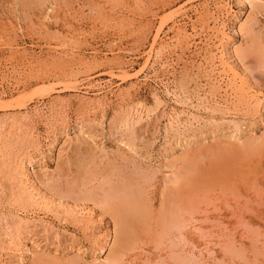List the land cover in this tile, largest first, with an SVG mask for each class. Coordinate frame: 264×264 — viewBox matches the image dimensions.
I'll return each instance as SVG.
<instances>
[{
	"label": "rangeland",
	"instance_id": "1",
	"mask_svg": "<svg viewBox=\"0 0 264 264\" xmlns=\"http://www.w3.org/2000/svg\"><path fill=\"white\" fill-rule=\"evenodd\" d=\"M263 49L264 0H0V264H264Z\"/></svg>",
	"mask_w": 264,
	"mask_h": 264
},
{
	"label": "bare ground",
	"instance_id": "2",
	"mask_svg": "<svg viewBox=\"0 0 264 264\" xmlns=\"http://www.w3.org/2000/svg\"><path fill=\"white\" fill-rule=\"evenodd\" d=\"M251 9V8H250ZM246 29V28H245ZM238 30L240 31V29L238 28ZM239 33V32H238ZM241 33V32H240ZM228 39V38H226ZM221 41V40H220ZM224 41V40H223ZM252 42V41H251ZM254 43V42H253ZM253 45V44H252ZM228 47V46H227ZM220 50V49H219ZM264 50V49H263ZM234 51V50H233ZM235 53V52H234ZM233 53V54H234ZM257 53V52H256ZM264 53V52H263ZM231 55V54H230ZM264 56V54H262ZM259 57V55H258ZM221 58V57H220ZM258 59V58H257ZM262 59H264L262 57ZM224 60V59H223ZM263 62V61H262ZM226 63V62H225ZM224 63V64H225ZM223 68V67H222ZM214 70V69H213ZM242 71V70H241ZM244 74V73H243ZM246 74V73H245ZM223 76V75H222ZM211 77V76H210ZM235 79V78H234ZM208 81V80H207ZM213 81V80H212ZM246 81V79L244 80ZM243 81V83H244ZM241 82V81H240ZM242 83V84H243ZM251 84V83H250ZM241 85V84H240ZM244 85V84H243ZM212 87V85H211ZM198 88V87H197ZM216 88V87H215ZM243 89V88H242ZM247 90V89H246ZM253 90V89H252ZM167 91V90H166ZM249 92V91H248ZM189 94V93H188ZM187 94V95H188ZM226 96V95H225ZM173 97V96H172ZM253 97V95H252ZM175 98V97H174ZM258 98V97H257ZM199 99V98H198ZM210 99V98H209ZM180 100V99H179ZM178 100V101H179ZM210 101V100H209ZM199 102V101H198ZM201 103V102H200ZM214 103V102H213ZM182 104V103H180ZM190 104V103H189ZM209 104V103H208ZM186 105V104H185ZM205 105V104H204ZM196 106V105H195ZM195 109V108H194ZM51 147V146H50ZM24 175V174H23ZM34 177V175H33ZM35 178V177H34ZM131 179V178H130ZM112 180V179H111ZM109 180V181H111ZM124 180V179H123ZM28 181V180H27ZM30 181V180H29ZM108 181V180H107ZM31 183V182H30ZM113 183V181H112ZM111 183V184H112ZM122 184V183H121ZM125 184L127 185L126 181ZM107 185V184H106ZM114 185V184H113ZM130 185V184H129ZM100 186V185H99ZM110 186V184L108 185ZM71 187V186H70ZM112 187V186H110ZM117 187V186H115ZM102 188V186H101ZM110 189V188H108ZM134 189V188H133ZM23 190V189H22ZM122 188L117 187V188H112V190L108 193V194H104L103 197H105L104 199H106L104 202L105 205V209L107 210V212H111L112 215H114V217L116 218V223L113 222V224L115 225L117 231H119L118 233L122 236L123 239L121 242L123 243H128V240L132 238V236L134 234H137L136 232H138L139 228H141V226H143L144 224H146V220L148 218L147 215V210H145L146 208L143 205V200H141V196L140 193L138 195L137 190H133L132 188L129 189L127 188V190L124 188L122 191ZM140 190V189H139ZM35 191V190H34ZM89 191V189H88ZM121 191V192H119ZM86 192V191H85ZM94 193V192H93ZM105 193V192H104ZM91 194V192H90ZM89 194V195H90ZM88 196V193L86 194ZM93 195V194H92ZM96 195V194H95ZM83 198V197H82ZM76 199V198H75ZM88 199V198H87ZM102 199V200H104ZM78 200V199H77ZM82 200V199H81ZM86 200V199H85ZM74 201V199H73ZM89 201V200H88ZM91 201V199H90ZM35 202V201H34ZM37 202V201H36ZM43 202V201H42ZM95 202V201H94ZM97 202V201H96ZM74 204V203H73ZM145 204V203H144ZM37 205V204H36ZM99 205V204H98ZM42 206V204H41ZM146 206V205H145ZM170 206V204H169ZM61 207V206H60ZM173 211V210H172ZM110 213V214H111ZM161 214V213H160ZM162 215V214H161ZM160 216V215H159ZM172 216H174L172 214ZM176 218V217H175ZM174 218L169 219V221H165V226H170L172 224H176L175 222L173 223ZM24 220V219H23ZM158 221V220H157ZM181 222V221H180ZM113 225V226H114ZM164 226V224H163ZM165 231H166V227H164ZM169 229V228H168ZM176 229V228H175ZM120 236V237H121ZM135 236V235H134ZM134 239V238H133ZM123 246V245H122ZM129 246V245H128ZM104 248V247H103ZM101 251V250H100ZM112 255V254H111ZM108 258V257H107ZM106 259V258H105ZM110 259V258H108ZM107 261V260H105ZM114 261V258L111 260ZM110 261V264H111ZM109 262H107L108 264ZM113 264H115V261L113 262Z\"/></svg>",
	"mask_w": 264,
	"mask_h": 264
}]
</instances>
